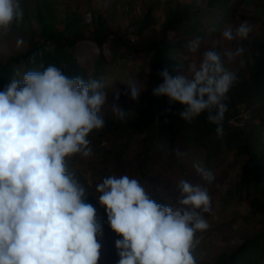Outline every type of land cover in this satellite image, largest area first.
Listing matches in <instances>:
<instances>
[{
	"label": "clouds",
	"instance_id": "clouds-1",
	"mask_svg": "<svg viewBox=\"0 0 264 264\" xmlns=\"http://www.w3.org/2000/svg\"><path fill=\"white\" fill-rule=\"evenodd\" d=\"M23 17L20 0H0V32ZM252 31L243 21L235 29L226 26L221 35L226 41L247 40ZM187 47L197 53L200 38ZM240 51L225 53L228 61ZM189 72L190 77L180 71L173 75L164 68L152 95L180 105L179 115L188 123L207 113L222 138L224 101L238 82L237 72L226 67L214 47ZM105 87L102 80L69 77L49 65L13 78L0 91V264H98L102 227L68 160L93 155L89 136L105 126ZM126 89L138 100L142 90L134 80ZM119 95L117 90V100ZM111 110L122 121L129 113L118 104ZM176 154L186 157L179 150ZM193 167L204 181H214L211 169L199 162ZM177 187L182 207L157 203L138 179L126 174L106 176L96 185L107 222L122 237L115 241L118 264H197V233L209 228L202 213L210 212L211 197L206 187L185 179Z\"/></svg>",
	"mask_w": 264,
	"mask_h": 264
},
{
	"label": "trees",
	"instance_id": "trees-1",
	"mask_svg": "<svg viewBox=\"0 0 264 264\" xmlns=\"http://www.w3.org/2000/svg\"><path fill=\"white\" fill-rule=\"evenodd\" d=\"M232 1L206 0L201 6L194 2L176 4L169 12L161 36L145 40L141 47L127 37L128 33L115 31L103 14L93 16L87 23L81 14L68 11L62 21H57L53 9L47 8L50 1L43 0L32 14L24 13L21 23L13 24L11 31L23 39L24 47L8 57L0 54V91L13 78L20 79L27 71H42L49 65L58 67L69 77L102 80L107 89V81L123 75L117 69V61L129 54L137 58L140 73L155 74L157 86L162 83L158 73L164 68L173 75L177 71L185 73L180 54L187 50L189 41L199 37L203 43L218 32L242 2ZM262 3L264 7V0ZM145 16L146 19L136 23L138 34L148 28L146 20L151 15ZM83 42L93 50L81 56ZM254 45L252 59L236 70L238 82L224 101L227 111L222 138L217 137L216 125L208 122L207 113L191 123L184 121L179 115L183 110L180 105H170L166 97L152 95L155 86L143 92L141 106L135 111L119 101L118 105L129 112L123 121L112 110L102 111L105 126L89 136L93 155L73 156L68 160L69 171L85 187L86 202L95 207L102 227L98 242L103 241L106 247L100 251L98 264H118L119 256L115 245L107 243L111 228L105 208L98 202L96 185L106 176L126 174L148 187L151 198L164 205L161 196L164 189H158L155 182L163 177L181 180L190 149L203 153L207 167L234 151V162H241V172L223 204L227 205L233 194L242 199L254 192L251 216L259 214L258 220L264 222V36ZM178 150L186 153V157H178ZM258 235L239 240L236 250L221 253L210 264H264V234Z\"/></svg>",
	"mask_w": 264,
	"mask_h": 264
},
{
	"label": "rangeland",
	"instance_id": "rangeland-1",
	"mask_svg": "<svg viewBox=\"0 0 264 264\" xmlns=\"http://www.w3.org/2000/svg\"><path fill=\"white\" fill-rule=\"evenodd\" d=\"M43 0H20L24 13L32 14L35 7ZM47 8L53 9L57 21H62L68 11H75L83 17L84 22L89 23L93 16L103 14L106 16L108 23L115 31L121 34L128 33L127 37L132 42L142 47V43L152 37H160L162 27L169 16V12L176 4L194 2L197 5H205L206 0H49ZM241 1L233 0L232 2ZM150 17L146 20L148 28L141 34L136 31V23ZM33 20V19H32ZM248 21L253 31L249 34L247 40L226 41L222 38V30L226 26L235 29L241 22ZM35 26H37L34 20ZM13 27V26H12ZM12 27L8 32H0V54L4 57L14 53L16 50L24 47L23 39H19L12 33ZM264 36V7L262 0H242L236 13L227 18L218 32L206 42H200V49L197 53H191L187 47L180 56L184 61L185 75L191 76L189 68L191 65H199L204 51L215 48L220 53L221 58L225 61L226 67L236 71L239 67H244L247 60L252 59V53L255 51V43L260 42ZM240 49V54L235 55L231 61H228L225 53H235ZM93 47L86 42L80 44V55L84 56L92 52ZM137 58L129 54L117 61V69L121 70L123 75L117 79L107 81L108 93L107 103L101 111L111 110V105L119 104L120 100L126 104L127 108L135 111L141 106L140 96L146 89L154 87L155 74L151 71L137 69ZM183 73V71H181ZM130 80H134L137 86L142 90L138 100L133 101L129 94H126V86ZM119 90V99L117 100L114 93ZM136 147L133 148V151ZM236 154L234 151L225 153L222 161L213 164L211 167L205 165L204 155L200 151L189 150L187 155V168L182 174L181 179L191 183L199 184L208 189L211 197V210L208 213H202L209 223V228L197 233L200 243L195 251L197 264H210L215 262L217 257L223 252H232L237 249V242L252 238L258 234H264V222L258 220L259 214L251 216L250 205L253 201L254 192L242 199L234 195L228 199L227 205L223 204V199L228 197V191L234 188L238 181V175L241 172V162H234ZM241 160V159H240ZM242 161V160H241ZM201 163L204 167L211 169L215 179L212 183L204 181L195 171L193 164ZM231 163V164H229ZM179 180L174 177H163L157 180L158 189H164L161 194L164 205L182 207L178 204L180 193L177 187ZM148 190V187L146 188ZM199 211V210H197ZM109 226V224H108ZM113 230L108 233L107 243L115 245L118 238ZM258 235V236H259ZM102 239V238H101ZM101 249L106 247L101 241ZM115 249V248H114ZM101 251V250H100Z\"/></svg>",
	"mask_w": 264,
	"mask_h": 264
}]
</instances>
